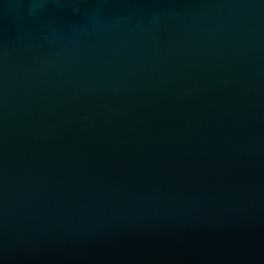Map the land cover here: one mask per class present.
<instances>
[{
	"label": "water",
	"instance_id": "water-1",
	"mask_svg": "<svg viewBox=\"0 0 264 264\" xmlns=\"http://www.w3.org/2000/svg\"><path fill=\"white\" fill-rule=\"evenodd\" d=\"M0 264H264V0H0Z\"/></svg>",
	"mask_w": 264,
	"mask_h": 264
}]
</instances>
